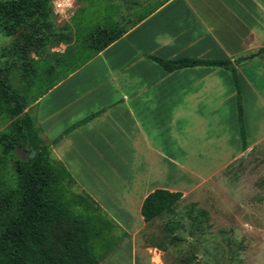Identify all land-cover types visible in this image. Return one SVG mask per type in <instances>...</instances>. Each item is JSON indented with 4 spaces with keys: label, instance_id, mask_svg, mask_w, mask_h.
<instances>
[{
    "label": "crops",
    "instance_id": "crops-1",
    "mask_svg": "<svg viewBox=\"0 0 264 264\" xmlns=\"http://www.w3.org/2000/svg\"><path fill=\"white\" fill-rule=\"evenodd\" d=\"M58 1L57 23L71 25L76 13L83 25L127 31L25 111L48 141L90 117L62 135L52 156L118 225L122 240L98 264H152L164 250L147 240L158 217L144 221L145 197L161 188L196 200L231 164L264 148V0H68L60 13ZM151 56L233 62L245 148L229 68L168 71Z\"/></svg>",
    "mask_w": 264,
    "mask_h": 264
},
{
    "label": "trees",
    "instance_id": "trees-1",
    "mask_svg": "<svg viewBox=\"0 0 264 264\" xmlns=\"http://www.w3.org/2000/svg\"><path fill=\"white\" fill-rule=\"evenodd\" d=\"M51 1L0 0V32L15 35L12 47H4L1 56L6 58L0 66V264H98L122 240L117 223L87 193L75 190L71 174L52 156V147L62 135L90 117L48 141L25 109L127 29L116 24L83 25L76 13L71 25L57 23ZM60 43L65 44L64 51H50ZM151 58L168 71L202 64L229 68L236 83L237 118L245 148L233 62ZM39 85L42 90L32 93ZM18 150L25 153L23 158ZM181 196L180 191L154 189L141 205L144 221L171 212Z\"/></svg>",
    "mask_w": 264,
    "mask_h": 264
},
{
    "label": "rangeland",
    "instance_id": "rangeland-1",
    "mask_svg": "<svg viewBox=\"0 0 264 264\" xmlns=\"http://www.w3.org/2000/svg\"><path fill=\"white\" fill-rule=\"evenodd\" d=\"M14 38L0 32V66ZM152 236L147 240L164 250L151 255L152 264H264V148L231 164L209 194L184 198L154 220Z\"/></svg>",
    "mask_w": 264,
    "mask_h": 264
},
{
    "label": "built area",
    "instance_id": "built-area-1",
    "mask_svg": "<svg viewBox=\"0 0 264 264\" xmlns=\"http://www.w3.org/2000/svg\"><path fill=\"white\" fill-rule=\"evenodd\" d=\"M55 10L60 12H65L71 8V5H69L68 0H59L54 5Z\"/></svg>",
    "mask_w": 264,
    "mask_h": 264
},
{
    "label": "water",
    "instance_id": "water-1",
    "mask_svg": "<svg viewBox=\"0 0 264 264\" xmlns=\"http://www.w3.org/2000/svg\"><path fill=\"white\" fill-rule=\"evenodd\" d=\"M33 153H34V152H33ZM33 153H32V154H33Z\"/></svg>",
    "mask_w": 264,
    "mask_h": 264
}]
</instances>
